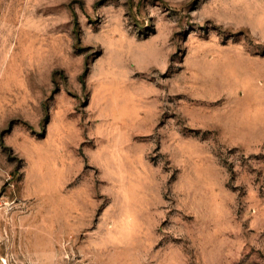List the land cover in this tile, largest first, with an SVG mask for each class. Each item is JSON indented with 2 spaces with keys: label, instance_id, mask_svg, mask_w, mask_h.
Instances as JSON below:
<instances>
[{
  "label": "rangeland",
  "instance_id": "rangeland-1",
  "mask_svg": "<svg viewBox=\"0 0 264 264\" xmlns=\"http://www.w3.org/2000/svg\"><path fill=\"white\" fill-rule=\"evenodd\" d=\"M0 264H264V0H0Z\"/></svg>",
  "mask_w": 264,
  "mask_h": 264
}]
</instances>
